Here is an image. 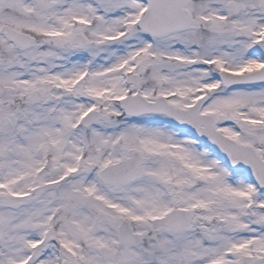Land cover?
I'll return each instance as SVG.
<instances>
[{
    "label": "snow or ice",
    "instance_id": "1",
    "mask_svg": "<svg viewBox=\"0 0 264 264\" xmlns=\"http://www.w3.org/2000/svg\"><path fill=\"white\" fill-rule=\"evenodd\" d=\"M0 264H264V0H0Z\"/></svg>",
    "mask_w": 264,
    "mask_h": 264
}]
</instances>
